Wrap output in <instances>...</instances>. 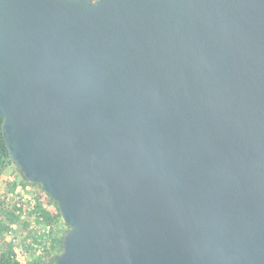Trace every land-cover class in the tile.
Listing matches in <instances>:
<instances>
[{
	"label": "water",
	"instance_id": "water-1",
	"mask_svg": "<svg viewBox=\"0 0 264 264\" xmlns=\"http://www.w3.org/2000/svg\"><path fill=\"white\" fill-rule=\"evenodd\" d=\"M0 118L56 264H264V0H0Z\"/></svg>",
	"mask_w": 264,
	"mask_h": 264
},
{
	"label": "trees",
	"instance_id": "trees-1",
	"mask_svg": "<svg viewBox=\"0 0 264 264\" xmlns=\"http://www.w3.org/2000/svg\"><path fill=\"white\" fill-rule=\"evenodd\" d=\"M2 122L0 118V179L8 168H14L16 176L8 183L11 191L20 188V191L27 192L34 185L39 187V193L27 200L15 192L18 198L8 203L0 197V264H21L16 250L18 246L24 250L29 264H56L63 250L64 236L70 228L64 224L57 205L41 186L29 183L12 164L2 134ZM18 176L24 178L27 184H17L15 179ZM41 197H45L49 204L41 203ZM19 223L26 234L24 241L21 244L10 241L6 243L5 234H12V227Z\"/></svg>",
	"mask_w": 264,
	"mask_h": 264
},
{
	"label": "rangeland",
	"instance_id": "rangeland-1",
	"mask_svg": "<svg viewBox=\"0 0 264 264\" xmlns=\"http://www.w3.org/2000/svg\"><path fill=\"white\" fill-rule=\"evenodd\" d=\"M95 1V0H93ZM16 176V172L14 168H8L2 176V179H0V197L3 198V200L8 203L7 201L12 200L13 198H18L15 196L17 193L19 197H24L25 199H32L34 195H37L39 193V187L34 186L31 187V189H28L27 192L20 191V188H17L15 192H12L8 183L13 181V177ZM17 184H22L25 185L26 180L22 178L21 176H18L16 179ZM29 184V183H28ZM21 195V196H20ZM1 219V215H0ZM12 234L9 233L6 235L5 233V241H10L12 243H19L21 244L24 241L25 238V231H23V228L21 224L19 223L17 226L12 227ZM17 252L19 253V260L21 261V264H29L28 257L24 254V250L22 249L21 246L17 247Z\"/></svg>",
	"mask_w": 264,
	"mask_h": 264
},
{
	"label": "crops",
	"instance_id": "crops-1",
	"mask_svg": "<svg viewBox=\"0 0 264 264\" xmlns=\"http://www.w3.org/2000/svg\"><path fill=\"white\" fill-rule=\"evenodd\" d=\"M39 200H40L41 203H43V204H45V205H46V204H49L48 201H47V199H46L45 197H41V199H39ZM4 241H5V240H4ZM5 242L7 243V241H5ZM4 244H5V243H4Z\"/></svg>",
	"mask_w": 264,
	"mask_h": 264
}]
</instances>
